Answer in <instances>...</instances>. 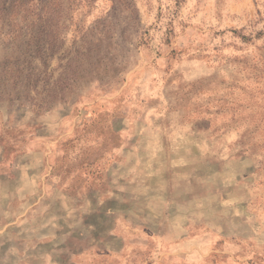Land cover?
Masks as SVG:
<instances>
[{
	"label": "rangeland",
	"instance_id": "374dc122",
	"mask_svg": "<svg viewBox=\"0 0 264 264\" xmlns=\"http://www.w3.org/2000/svg\"><path fill=\"white\" fill-rule=\"evenodd\" d=\"M0 264H264V0H0Z\"/></svg>",
	"mask_w": 264,
	"mask_h": 264
}]
</instances>
